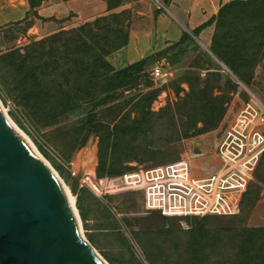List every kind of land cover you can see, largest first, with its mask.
Listing matches in <instances>:
<instances>
[{"label": "rangeland", "instance_id": "rangeland-1", "mask_svg": "<svg viewBox=\"0 0 264 264\" xmlns=\"http://www.w3.org/2000/svg\"><path fill=\"white\" fill-rule=\"evenodd\" d=\"M107 2L109 10H117L110 14L121 13L118 23L128 34L137 21L136 15L147 18L163 11L158 0ZM22 22L0 26V55L42 39H37L35 30L27 35L26 30L33 28V24L30 21L22 26ZM108 23L114 24V21ZM171 45L152 53L150 62L117 89L111 101L100 107L97 119L101 127L117 126L121 131L122 151H117L113 159L123 158V171L187 159L191 162L192 174L203 176L217 165L212 155L243 104L254 97L264 105V58L256 62L251 73L250 68L245 71L249 76L246 85L211 56L210 43L202 44L190 33V39L168 50ZM154 65L168 73L164 83L151 78ZM8 77L0 61V103L19 132L32 142L68 192L72 175L82 171L81 187L72 196V202L80 219L82 236L106 264H235L243 239L253 235L249 229L264 228L252 220L264 187V155L235 216L162 219L143 208L139 192L95 194L89 190L84 177L96 176L98 138L90 135L85 145L74 152L64 139V132L76 130L85 112L83 115L78 110L67 117L61 116L58 96L52 92L50 95L56 98L52 112L54 125L34 123L5 88ZM92 87L91 81L84 78V89ZM149 95L154 96L149 100ZM203 97L215 99L211 112L201 110ZM201 115L205 120L209 116L217 117L215 126L203 133L190 134L195 124L196 129L202 128L198 122ZM107 160L108 164L109 153Z\"/></svg>", "mask_w": 264, "mask_h": 264}, {"label": "trees", "instance_id": "trees-1", "mask_svg": "<svg viewBox=\"0 0 264 264\" xmlns=\"http://www.w3.org/2000/svg\"><path fill=\"white\" fill-rule=\"evenodd\" d=\"M43 1L27 0L34 17L38 18L35 8ZM107 9H110L108 2ZM120 15L106 14L74 29L60 30L0 55V61L9 74L5 88L28 119L41 126L54 125L52 112L56 98L53 95L58 96L61 116L67 117L78 110L83 115L85 112V118L83 116L78 128L73 132H64V139L74 152L85 145L90 135L98 138L95 167L97 178L128 172L123 171L121 166L123 158L113 159L117 151H122L119 147L121 131L117 126L111 129L101 127L97 119L98 110L111 101L114 92L125 86L153 58L150 54L118 69L107 60L128 43V31L118 23ZM109 20H113L114 24L108 23ZM106 22L108 25L104 26ZM212 25L209 47L211 56L238 81L247 85V69L250 68L251 73L256 62L264 58V0L229 1L191 34L197 37L202 29ZM188 39L190 34L183 31L180 39L167 49ZM84 78L91 81L92 89H84ZM52 92L53 95H50ZM153 96L149 95V100ZM202 100L201 110L211 112V104L215 99L203 97ZM202 117L198 120L202 128L196 129L195 124V130L190 134L203 133L215 126L217 117L209 116L206 119L208 121ZM187 134L185 131L184 135ZM107 153L111 159L108 164ZM249 232L253 235L243 239L235 264L264 263V228H251Z\"/></svg>", "mask_w": 264, "mask_h": 264}, {"label": "water", "instance_id": "water-1", "mask_svg": "<svg viewBox=\"0 0 264 264\" xmlns=\"http://www.w3.org/2000/svg\"><path fill=\"white\" fill-rule=\"evenodd\" d=\"M82 179V171L72 175V196ZM0 264H104L82 236L63 184L1 108Z\"/></svg>", "mask_w": 264, "mask_h": 264}, {"label": "built area", "instance_id": "built-area-1", "mask_svg": "<svg viewBox=\"0 0 264 264\" xmlns=\"http://www.w3.org/2000/svg\"><path fill=\"white\" fill-rule=\"evenodd\" d=\"M150 76L161 83L169 77L159 65L152 67ZM263 154L264 105L251 97L223 134L212 155L217 165L207 174L193 175L191 162L180 159L117 176H85L84 184L95 194L139 192L143 208L163 218L230 217L239 212Z\"/></svg>", "mask_w": 264, "mask_h": 264}, {"label": "crops", "instance_id": "crops-1", "mask_svg": "<svg viewBox=\"0 0 264 264\" xmlns=\"http://www.w3.org/2000/svg\"><path fill=\"white\" fill-rule=\"evenodd\" d=\"M229 1L232 0H158L163 11L147 18L136 15L128 43L108 57L112 66L122 68L176 43L183 31L189 30L190 34ZM113 11L117 10H108L106 0H45L35 8L37 18L30 12L27 0H0V26L18 20H23L21 25L26 26L31 21L33 28L27 29L26 34L35 30L39 39ZM17 13L20 16L16 17ZM212 32L213 25L202 29L197 37L208 45ZM254 210L252 220L264 226V187Z\"/></svg>", "mask_w": 264, "mask_h": 264}, {"label": "bare ground", "instance_id": "bare-ground-1", "mask_svg": "<svg viewBox=\"0 0 264 264\" xmlns=\"http://www.w3.org/2000/svg\"><path fill=\"white\" fill-rule=\"evenodd\" d=\"M0 108L2 110V113L4 114V116L6 117V119L9 121V123L14 127V129L20 134V136H22V138L27 142V144L32 148V150L34 151V153L42 160L44 161V159H42V157L39 155V153L37 152V150L35 149L34 145L32 144V142L26 138L21 132H19V130L16 128V126L12 123V121L10 120L6 110L4 109V107L2 106V104L0 103ZM45 162V161H44ZM46 163V162H45ZM48 165V163H46ZM48 167L50 168V166L48 165ZM52 170V169H51ZM53 172V171H52ZM54 173V172H53ZM58 178V177H57ZM64 187V186H63ZM66 194H67V197L70 201L71 204H73L72 202V195L68 192L67 188H64ZM93 251V250H92ZM93 253L98 257V259H100L104 264H106L103 259L98 256L95 251H93Z\"/></svg>", "mask_w": 264, "mask_h": 264}]
</instances>
